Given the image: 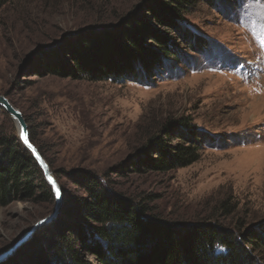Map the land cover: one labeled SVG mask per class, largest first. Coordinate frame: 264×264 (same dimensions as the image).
Returning a JSON list of instances; mask_svg holds the SVG:
<instances>
[{"label": "rangeland", "instance_id": "rangeland-1", "mask_svg": "<svg viewBox=\"0 0 264 264\" xmlns=\"http://www.w3.org/2000/svg\"><path fill=\"white\" fill-rule=\"evenodd\" d=\"M154 2L10 0L0 8V95L21 109L64 189L57 218L0 264H59L51 258L54 240L43 231L61 219L65 232L73 229L71 245L81 258L97 264L88 246L94 242L89 225L96 224L76 210L87 197L77 179L86 171L148 205V217L182 228L216 223L239 236L264 232V0H194L178 16ZM152 7L168 16L165 23L151 17ZM145 13V45L157 47V33L177 46L163 67L135 80L99 81L51 70L50 61L70 62L72 43L89 34H99L106 54H116L125 40L122 25ZM182 118L209 136L200 158L150 168L145 150L159 135L172 145L183 141ZM165 125L170 134L161 132ZM0 127L19 137L9 112L0 114ZM53 209L44 194L0 203V252ZM252 239L264 264V242Z\"/></svg>", "mask_w": 264, "mask_h": 264}, {"label": "trees", "instance_id": "trees-1", "mask_svg": "<svg viewBox=\"0 0 264 264\" xmlns=\"http://www.w3.org/2000/svg\"><path fill=\"white\" fill-rule=\"evenodd\" d=\"M9 1L0 0V8ZM193 1L155 0L157 4H163L164 12L174 16H178L181 9L188 8ZM151 11V17L156 22L165 23L168 16L161 12L162 9L152 7ZM149 23L148 13H145L122 25L119 32L125 40L122 39L119 51L112 56L106 54L99 34L79 38L69 50L71 61L65 58L50 61L51 70L56 74L93 81L123 78L135 80L142 73H152L163 67L164 61L173 54L177 55V46L172 47L171 37L155 33L154 39L159 45L147 47L144 40L149 32ZM0 114H7L2 106ZM180 121L182 129L177 134L183 141L172 145L164 136L159 135L151 141L154 146L145 150L143 155L150 168L168 170L184 167L200 158L202 145L209 136L190 129L183 118ZM161 132L167 135L172 130L169 125H165ZM30 136L48 160L32 130ZM135 165L140 168L137 163ZM55 175L59 179L60 174L55 172ZM77 179L87 192V197L78 200L76 210L88 222L96 224L89 225L94 242L88 246L97 252V264H261L255 255L259 242L252 238L264 242V232L246 231L239 236L210 222H199L182 228L148 217V205L117 193L92 171L83 172ZM36 194H44L54 201L52 189L30 151L18 136H11L0 127V203L5 205L15 199L28 200ZM66 225L67 221L61 219L55 223L56 228L48 226L43 231L46 237L54 240L50 250L57 252L52 253L51 258H55L54 261L59 264H92L82 259L71 245L76 244L69 233L73 229L68 228L65 232ZM64 242L67 245L64 246ZM248 243L256 247H249Z\"/></svg>", "mask_w": 264, "mask_h": 264}, {"label": "water", "instance_id": "water-1", "mask_svg": "<svg viewBox=\"0 0 264 264\" xmlns=\"http://www.w3.org/2000/svg\"><path fill=\"white\" fill-rule=\"evenodd\" d=\"M0 106L5 108L7 112L10 113L13 120H15L17 127H18V133L19 138L26 149L30 151L34 159L37 161L39 166L41 167L44 177L48 184L50 185L53 195H54V209L53 212L48 214L47 216L39 219L33 225L25 231L17 241H15L12 245H10L8 248L4 249L0 252V262H2L4 259H6L8 256H10L12 253H14L22 244L27 242L35 232H37L42 227L52 223L58 216L61 206L64 199V192L63 188L61 186V183L59 182L58 178L56 177L50 163L45 158V156L42 154L40 149L37 147L35 143L31 140L30 136V129L29 125L27 123V120L25 116L23 115V112L21 109L16 107L10 99L5 95H0ZM25 135L27 137V142H25ZM31 145V147H29ZM55 182V183H53ZM60 189V197L57 198L56 195V189Z\"/></svg>", "mask_w": 264, "mask_h": 264}, {"label": "snow or ice", "instance_id": "snow-or-ice-1", "mask_svg": "<svg viewBox=\"0 0 264 264\" xmlns=\"http://www.w3.org/2000/svg\"><path fill=\"white\" fill-rule=\"evenodd\" d=\"M24 138H25V142H27V137H26V135H25ZM29 147H31V145H29ZM53 183H55V182H53ZM56 195H57V198L60 197V189H59V188L56 189Z\"/></svg>", "mask_w": 264, "mask_h": 264}, {"label": "bare ground", "instance_id": "bare-ground-1", "mask_svg": "<svg viewBox=\"0 0 264 264\" xmlns=\"http://www.w3.org/2000/svg\"><path fill=\"white\" fill-rule=\"evenodd\" d=\"M261 98V97H260Z\"/></svg>", "mask_w": 264, "mask_h": 264}]
</instances>
